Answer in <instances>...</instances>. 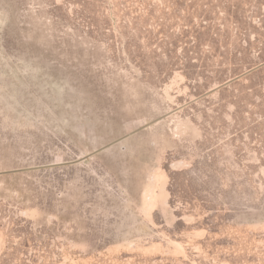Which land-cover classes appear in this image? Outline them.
I'll list each match as a JSON object with an SVG mask.
<instances>
[{"label": "rangeland", "instance_id": "obj_1", "mask_svg": "<svg viewBox=\"0 0 264 264\" xmlns=\"http://www.w3.org/2000/svg\"><path fill=\"white\" fill-rule=\"evenodd\" d=\"M0 264H264V0H0Z\"/></svg>", "mask_w": 264, "mask_h": 264}]
</instances>
